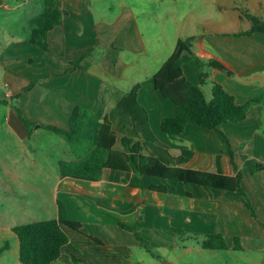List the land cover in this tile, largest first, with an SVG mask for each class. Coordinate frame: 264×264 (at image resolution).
Wrapping results in <instances>:
<instances>
[{"label": "crops", "instance_id": "0c3cea01", "mask_svg": "<svg viewBox=\"0 0 264 264\" xmlns=\"http://www.w3.org/2000/svg\"><path fill=\"white\" fill-rule=\"evenodd\" d=\"M59 1L66 16L48 33L47 52L30 42L32 21L43 13L44 0H0V10L7 13L0 15V101L4 102L0 106L5 105L16 135L27 139L41 131L53 133L45 126L68 129L71 113L82 107L110 120L116 133L114 149L123 151V137L139 138L132 120L118 104L140 85L139 102L149 114L154 135L174 157L184 150L194 153L183 167L215 173L221 156L224 173L235 176L229 146L218 132L188 125L172 139L161 130L163 119L176 116L179 107L155 90L154 75L179 39L193 38L192 51L201 62L219 60L234 70L229 77L208 66L203 68L209 69L205 73L208 83L202 85L209 92L207 99L212 98L213 85L218 83L239 105L256 100L245 120L220 126L237 168H243V156L264 164V33L239 35L252 28L248 15L264 23V0H199L187 6L178 0ZM161 41L165 48L158 47ZM83 55L88 57L82 68L69 64ZM183 72L191 83H200L198 67L184 64ZM31 84L32 89L25 91ZM17 109L34 124L30 136ZM55 159L58 171L52 201L57 212L51 219L58 218L57 202L62 201L68 219L80 222L85 233L110 247H144L132 232L119 226L122 222L137 226L154 250L173 252L175 259L182 250L179 258L195 255L204 264H264V170L244 173L241 181L253 215L235 191L191 185L188 197L185 185L179 183L172 184L167 193H159L150 187L164 182L149 176L142 177V190L129 186L133 172L112 169H105L98 182L63 178L60 162L76 157L63 148ZM38 162L29 161V167L24 163L27 174L32 173L30 165ZM14 165L8 170L10 179H15V171L20 170L16 168L23 166ZM15 226L0 224V249L9 245L0 255V264H21ZM211 235L222 236L228 249H203V241ZM235 238L240 239L241 249H235ZM175 259L166 264H176ZM187 264L196 262L188 260Z\"/></svg>", "mask_w": 264, "mask_h": 264}, {"label": "trees", "instance_id": "16d2710c", "mask_svg": "<svg viewBox=\"0 0 264 264\" xmlns=\"http://www.w3.org/2000/svg\"><path fill=\"white\" fill-rule=\"evenodd\" d=\"M65 16L66 12L62 9L59 0H44L43 13L32 21L33 36L30 42L49 52L48 33L61 25ZM248 17L252 21V28L239 35L251 36L257 32L264 33V23L250 15ZM193 41V38L179 39L173 53L154 75L155 90L179 107V113L176 116L163 119L161 130L172 139L181 135L188 125L218 132L229 146L236 175L228 176L224 173L221 156L217 157V172L215 173L183 167L182 165L192 159L194 153L184 150L180 157H174L169 147L154 135L149 123V114L139 102L140 85H136L118 104V108L132 120L139 138L135 141L129 137H123V151L114 149L116 133L110 120L103 117L101 112L93 113L82 107H76L71 113L68 129L45 126L46 130L66 141L76 157L74 161L62 160L60 162L61 177L98 182L102 179L105 169H112L133 172L135 176L129 182V186L142 190L144 189L142 177L149 176L164 182V184L150 187L151 191L159 193H167L172 184L179 183L185 185L188 197H191V185L235 191L254 215L251 201L243 190L241 181L244 173L262 172L264 164L243 156L244 166L239 170L233 159L234 153L230 142L220 130V126L245 120L256 100L252 98L245 104L239 105L235 97L218 83L213 85L212 98L207 99L200 86L187 80L183 65L190 64L200 69V85H204L203 78H207V75L202 73L205 66L223 72L229 77H233L234 70L219 60H213L208 64L201 62L192 51ZM86 57L88 55L80 56L69 64L80 68ZM32 87L33 84L29 85L25 91H30ZM2 103L4 102L0 101V105ZM16 111L26 125L30 136L34 124L26 120L18 109ZM57 205L58 218L36 221L13 228L19 241L21 264H133L130 247L107 246L100 238L85 233L80 222L68 219L67 208L62 201H58ZM119 226L132 232L147 250L150 249L149 243L137 226H129L122 222H119ZM175 232L179 235L183 233L181 230H175ZM8 247L9 245L5 244L0 249V255ZM202 247L205 250L228 249L224 238L220 235L208 236L203 241ZM235 249H241L239 238H235Z\"/></svg>", "mask_w": 264, "mask_h": 264}, {"label": "rangeland", "instance_id": "374dc122", "mask_svg": "<svg viewBox=\"0 0 264 264\" xmlns=\"http://www.w3.org/2000/svg\"><path fill=\"white\" fill-rule=\"evenodd\" d=\"M198 2L199 0H178V4L183 6ZM6 14L5 11L0 10L2 17ZM165 44V41H161L158 47L165 48ZM207 72H209L208 68L202 70L204 74ZM203 79L207 84L208 80ZM195 85L203 88L205 94L209 95L207 87L205 88L200 83ZM7 116L5 105L0 106V224L23 225L34 221H46L53 218V214L57 212V206L52 201L57 183L55 176L58 171L55 157L63 153V148L71 155L72 152L69 145L54 133L41 131L33 138L22 139L10 128ZM54 140L58 143V148L53 145L55 144ZM62 157H64L63 154ZM32 160L39 162L30 165L32 173L27 174L25 168L29 167L27 164ZM14 163H21L23 166L16 168V170H20L15 171V179H10L8 170L15 166ZM24 163L26 167H24ZM144 238L149 243L150 249L146 250L142 246L131 248L132 262L135 264H166L169 259H175L173 257L175 253L154 250L151 240ZM181 243L185 244L186 242L181 241ZM180 252L182 250L177 251L176 264H187L188 260L195 261L196 264H204L203 260L195 255L183 260L178 256Z\"/></svg>", "mask_w": 264, "mask_h": 264}]
</instances>
